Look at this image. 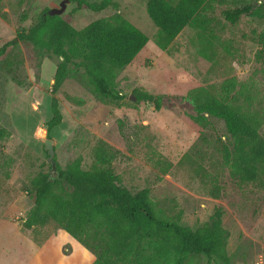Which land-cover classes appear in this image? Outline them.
Returning <instances> with one entry per match:
<instances>
[{"label": "rangeland", "instance_id": "374dc122", "mask_svg": "<svg viewBox=\"0 0 264 264\" xmlns=\"http://www.w3.org/2000/svg\"><path fill=\"white\" fill-rule=\"evenodd\" d=\"M62 2L60 15L71 13L70 24L76 29L118 13L148 41L115 77L116 88L127 97L111 103L96 98L83 70L73 64L52 94L51 79L60 57L50 52L44 36L37 42L20 41L0 56V127L7 132L0 138V264H28L33 255L38 264H54L59 258L65 264L64 256L71 252L72 264H79L93 255L54 222L31 228L23 225L33 205L30 179L39 171H50L40 138L51 117L52 96L57 98L62 120L48 137L61 168L76 157L81 158L82 168H89L92 148L103 139L118 149L112 165L129 190L148 187L166 215L179 214V222L192 229L207 222L214 208L220 207L222 225L229 232L230 264H264V173L253 181L231 176L219 152L226 139L224 125L215 120L201 128L187 117L197 114L188 91L206 87L233 102L239 112L256 115L264 138L259 43L264 33V0H209L197 16L200 25L185 26L165 49L156 43L158 30L146 13L147 0H114L116 6L99 12L78 8L69 0H0V46L17 31L28 30L45 9H58ZM237 7H247V12L235 22L225 20L223 11ZM209 33L216 35L218 43L212 61L202 66L199 50ZM135 88L158 97L160 108L130 99ZM152 150L172 163L167 173L147 158ZM187 152L207 171L209 180L195 173V162L184 156ZM212 177L224 187L220 197L210 195ZM188 264L206 261L194 255Z\"/></svg>", "mask_w": 264, "mask_h": 264}, {"label": "trees", "instance_id": "16d2710c", "mask_svg": "<svg viewBox=\"0 0 264 264\" xmlns=\"http://www.w3.org/2000/svg\"><path fill=\"white\" fill-rule=\"evenodd\" d=\"M78 8L84 6L99 12L116 6L114 0H69ZM209 0H147L146 13L158 30L156 43L165 49L187 25L198 26L199 11ZM76 7V8H77ZM45 9L28 30H19L0 46V56L20 41L37 42L44 36L50 52L60 57L51 79L54 94L68 72V65L81 68L96 98L104 103L122 101L127 95L115 86V77L129 65L146 45L148 37L129 20L116 13L111 18L95 19L80 29L70 24L71 13L49 14ZM247 7L225 9V20L235 22ZM214 34H207L199 50L198 64L212 61ZM261 73L264 84V33L259 35ZM224 49L230 51L225 43ZM233 85L230 79L227 81ZM136 102H151L160 108L159 98L142 89H133ZM197 112L187 115L191 123L205 128L220 121L226 139L219 147L231 176L240 181H253L264 173V138L258 132L260 119L254 114L239 112L233 102L212 93L206 87L188 91ZM51 117L46 122L45 136L62 120L57 98L50 101ZM121 122V121H120ZM121 125V124H119ZM7 132L0 127V138ZM49 138V137H48ZM93 162L81 167L76 157L64 168L56 162L58 175L49 179V172L39 171L30 179L33 205L23 218L27 228L54 222L94 255L91 264H188L190 257L202 255L206 264H230L226 251L228 230L222 225V209L214 208L210 219L192 229L175 217L166 215L153 201L150 189L132 192L114 171L118 149L103 139L92 148ZM194 164V159L184 155ZM190 156V157H189ZM161 173L172 163L152 150L147 157ZM180 162V161H179ZM194 171L201 180H209L207 171L198 162ZM210 195L220 197L224 187L211 178Z\"/></svg>", "mask_w": 264, "mask_h": 264}, {"label": "water", "instance_id": "95a60500", "mask_svg": "<svg viewBox=\"0 0 264 264\" xmlns=\"http://www.w3.org/2000/svg\"><path fill=\"white\" fill-rule=\"evenodd\" d=\"M64 7V2H62V5L60 8H51L48 13L49 14H53V13H61L62 9ZM130 99H135V97L130 94L129 95ZM44 134H45V130H44ZM41 141L43 142L44 145V149L47 152V157H46V161L48 163H50V171H49V175L48 178L49 179H53L54 177H56L58 175L57 169H56V160L54 159V147H53V140L51 138H48L46 136H42Z\"/></svg>", "mask_w": 264, "mask_h": 264}, {"label": "crops", "instance_id": "0c3cea01", "mask_svg": "<svg viewBox=\"0 0 264 264\" xmlns=\"http://www.w3.org/2000/svg\"><path fill=\"white\" fill-rule=\"evenodd\" d=\"M44 66V62H43V65H42V68ZM55 68V67H54ZM66 234V233H65ZM68 235V234H67ZM69 237H71L70 235H68ZM72 238V237H71ZM73 239V238H72ZM76 244H78V246H81L83 247L82 245H80L75 239H73ZM84 248V247H83ZM87 250V249H86ZM90 252V251H89ZM91 253V252H90ZM72 252L69 254V256L65 255L64 258H65V264L66 262H70L72 264V261H75L72 258ZM92 254V253H91ZM71 255V256H70ZM94 260V255H90L89 256H86L84 259H82V261L79 263V264H91ZM38 261L39 259L37 258V256L33 255L29 258V261H28V264H38ZM54 264H62V260L59 258L57 262L54 261ZM76 264V263H75Z\"/></svg>", "mask_w": 264, "mask_h": 264}, {"label": "built area", "instance_id": "2783aa9c", "mask_svg": "<svg viewBox=\"0 0 264 264\" xmlns=\"http://www.w3.org/2000/svg\"><path fill=\"white\" fill-rule=\"evenodd\" d=\"M259 264H262V262H259Z\"/></svg>", "mask_w": 264, "mask_h": 264}]
</instances>
